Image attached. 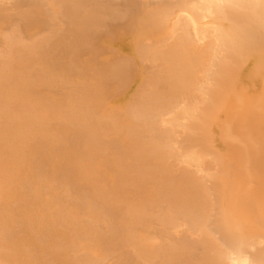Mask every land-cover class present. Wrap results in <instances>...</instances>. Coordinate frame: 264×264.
<instances>
[{"label": "bare ground", "instance_id": "obj_1", "mask_svg": "<svg viewBox=\"0 0 264 264\" xmlns=\"http://www.w3.org/2000/svg\"><path fill=\"white\" fill-rule=\"evenodd\" d=\"M248 57L264 0H0V264H264L262 226L221 215L229 144L201 139Z\"/></svg>", "mask_w": 264, "mask_h": 264}, {"label": "rangeland", "instance_id": "obj_2", "mask_svg": "<svg viewBox=\"0 0 264 264\" xmlns=\"http://www.w3.org/2000/svg\"><path fill=\"white\" fill-rule=\"evenodd\" d=\"M117 35L118 34L115 35V38L118 37ZM126 36L127 37H124V40L123 39L117 40V43H113V44H115L119 48L128 49L130 46V43L134 42L133 38H132V32L127 34ZM111 39H113V38H111ZM111 41L112 40L109 41L110 44H112V42H113V41L112 42ZM120 45H121V47H120ZM249 61L252 63H250ZM247 68L249 69V71ZM256 68H258V69L261 68L263 71L261 69H259V70L257 69V71H259V73H256L255 72ZM246 71L248 73H246ZM250 71H252V72H250ZM254 73L256 74V76L258 74V76L257 77L254 76ZM237 74L238 75L240 74L239 77ZM233 77H234V79L232 82L226 81L227 84H229L230 86L228 85V89H227V93H226L227 96L223 102V106H225L230 101L235 106V108H237V110L227 109L225 111L227 117L221 116V113H220L221 110H219V109L221 107L222 102L220 103V107L217 105L218 107L216 109L218 111L216 110L217 113L215 114V118H213L214 121L212 120L213 122H211L209 127H207V126L205 127V128H207V130L209 128L208 133L210 134V136L208 137V134L206 133L207 131L204 130V131H206L205 132L206 134L203 133L204 135L203 134L202 135H203V137L204 136L205 137L201 138V139H203V142H207V144H208V140H209V143H211V140L213 139V136L215 135V133L218 131V129L219 130L221 129L223 140L229 144L227 150L231 154L232 164H233V167H231V169H229V170H231V171L233 170V171L230 173V176L228 174H226L224 176L225 180H224V184H222V185L225 186L226 196H228L231 193L234 194V196H235V201H234L235 210L233 213L232 209L227 207V208H224L223 214L221 213L222 211H220V210H219V213H221V215H223V217H225L228 224H229V221H230V223L232 222L233 225L240 224V226L244 229V232L249 233V234H253V235L254 234L259 235L260 231L262 233H264V227H263L264 226V91H263L264 90V62L260 63V59L258 57L257 58L248 57L247 60L244 61L243 67L238 69V71L235 73V75ZM233 77H231V78H233ZM237 77H238V79H237ZM249 77H251V78H249ZM40 78H42V77H39V80H41ZM258 79H259V81H258ZM226 82L224 84H226ZM227 84L224 85V88L227 87ZM42 85H44V86H42ZM42 85L36 86L37 92L40 89L41 92H44V95L45 94L47 96L49 95L47 97L48 100L50 99V97L51 98L53 97L52 100L58 99L59 94L57 93L58 95H56L57 91H55L56 85H53L52 87H50V86L46 87L48 89L45 88V84H42ZM132 86L130 88H128L126 91L121 92L120 95L117 94L116 97H113V96H115L114 94L113 95L110 94V95H112V96H110L109 92H108L109 97L107 95L106 96L109 99H107L105 95H104L105 97L103 98L104 100H101L102 98H100L101 101H104V103H103L104 106H102L103 105L102 104L101 109L106 110L107 105L112 107L113 109H116V108L118 109L119 106H121V111L122 110L125 111V109H126L125 105L127 102L130 101V99H131L130 97L133 96L134 91H135L134 90L135 84H132ZM246 86L248 88H246ZM40 87L41 88L44 87V88H42V90H41ZM49 87L53 90H51ZM53 87H55V88H53ZM222 88H223V86H222ZM231 90H232V92H231ZM67 91H69V88ZM235 91L237 93H235ZM101 97H103V95ZM120 98H122V100ZM43 99L45 100L44 97H43ZM29 101H30V103L28 102L29 104L34 103L33 102L34 99L29 100ZM107 101L109 104L106 103ZM124 101H125V103H124ZM105 103H106V105H105ZM39 104H36V105H39ZM31 107H32V104H31ZM34 107L36 108L35 105H34ZM40 107H44V106L41 105ZM40 107L38 109H40V111H41L40 115L43 116L44 114H42V113H45L44 110L47 108H45L46 107L45 106L44 108H42L43 110H41ZM54 108L55 107H53V110L51 108V111H53L52 112L53 114L56 113L54 115L57 116V112L54 111ZM47 110H46V112H47ZM124 111H122V112H124ZM212 112H214V110L209 112V114H212ZM52 113L49 114L47 112L44 117H47L48 120L50 119V122L54 121L55 124L53 122L51 123L54 126V125H56V121L54 119L48 117V114H49V116H51ZM56 116H55V119L56 120L59 119L58 116L57 117ZM238 116L243 117V118L238 119ZM52 117H53V115H52ZM224 117H226V118H224ZM217 119H219V120H217ZM60 120L61 119H59V124L61 123ZM238 121H243V124H239ZM236 122H237V124H235ZM57 123H58V121H57ZM59 124H57L56 127L60 128ZM213 124L215 127L213 126ZM56 127L53 129H56ZM227 128H229V132L227 131L228 130ZM53 129L51 130V133L53 132V134H54L57 131V129H56V131H54ZM227 132H228V134H227ZM57 134L58 133L56 132L55 135H57ZM203 145L206 146V144H204V143H203ZM201 147H203V146H201ZM205 148H207V147H205ZM216 148L217 147H214V149L219 154L220 151H218V148L217 149ZM219 150H221V149H219ZM222 150H224V149H222ZM207 157L208 156H206L205 159ZM210 157H208V158H210ZM211 158L209 161L212 162L213 159H211ZM207 162L208 161L206 159V163ZM207 164L209 167L210 163H207ZM207 164H206V166H207ZM181 165H182V163H181ZM211 165H213L212 170L215 171V169H217L215 167L216 165H214V164H211ZM208 169H210V167ZM233 172H234V177H232ZM109 177H110V175H109ZM232 189H234V191H231ZM209 193H210V191H209ZM220 217H222V216H220ZM260 227H261V229L259 231ZM179 233H180V231H179Z\"/></svg>", "mask_w": 264, "mask_h": 264}]
</instances>
